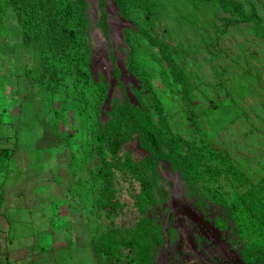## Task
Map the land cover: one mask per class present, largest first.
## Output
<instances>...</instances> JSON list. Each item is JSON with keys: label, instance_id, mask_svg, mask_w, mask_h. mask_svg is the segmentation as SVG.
Instances as JSON below:
<instances>
[{"label": "rangeland", "instance_id": "1", "mask_svg": "<svg viewBox=\"0 0 264 264\" xmlns=\"http://www.w3.org/2000/svg\"><path fill=\"white\" fill-rule=\"evenodd\" d=\"M86 1L82 43L95 91L67 59L24 42L15 13L0 3V150L8 152L0 161V264H104L93 241L111 222L121 237L143 240L142 264H162L171 211L169 223L176 216L181 226L180 206L204 197L225 209L226 201L264 184V38L253 25L226 27L232 16L212 6L195 21L189 0H157L158 13L138 25L113 0ZM232 2L255 11L264 26L263 0ZM162 42L171 46V61ZM116 102L182 140L179 165L158 164V199L147 211L139 205L140 180L123 165L148 155L140 133L116 160L107 152L120 161L114 186L122 208L97 205L96 150L106 148ZM192 150L198 177L187 167ZM147 214L161 239L150 229L137 234ZM242 240L247 246L249 237ZM136 256L122 249L116 264H135Z\"/></svg>", "mask_w": 264, "mask_h": 264}, {"label": "trees", "instance_id": "2", "mask_svg": "<svg viewBox=\"0 0 264 264\" xmlns=\"http://www.w3.org/2000/svg\"><path fill=\"white\" fill-rule=\"evenodd\" d=\"M189 1L193 4L192 15L195 21L202 19L199 12L201 8L212 6L232 16L226 19V27L250 23L255 32L264 38V26L253 10L246 11L242 5L233 3L232 0ZM113 2L123 16L133 19L138 25L158 13L157 0H113ZM0 3L6 8H11L15 13L24 42L44 46L55 56L67 59L80 71L87 88L90 90L93 86L95 91L96 84L91 81L89 63L82 43V35L89 25L86 0H0ZM141 27L144 31L143 25ZM145 35L149 34L145 33ZM149 38L156 39L151 38V35ZM153 42L156 41L153 40ZM162 43L166 48L164 55L171 61V46L169 43ZM177 68L175 74L180 81H183L186 75L182 68ZM99 90L104 92L105 88L101 87ZM154 99H156V108L160 109L159 100L155 96ZM136 133H140V145L148 152V155L140 162L128 161L123 165L127 164L141 182L142 193L139 205L143 211H147L149 205L156 203L158 199L156 192L159 181L158 164L166 160L179 165L178 159L182 155L181 138L164 131L154 120L130 106L128 102H116L112 118L106 127V148L98 146L96 150L101 163L97 174L102 186V199L97 205L102 209L116 212L122 208V204L116 197L114 186V169L120 161L114 160L122 144ZM107 152L111 153L114 160L108 157ZM192 155L195 157H191ZM7 157V150H0V161H4ZM188 159V169L198 177L195 166L191 162L198 159L194 150L190 152ZM225 205L226 214L234 221L239 235L242 237V234H245L249 237V242L247 246L245 245V252H249V259L261 263L264 259V184H257L237 195L234 201H226ZM141 225L137 234H145L146 229H150L158 240L162 238L159 224L155 223L149 214L144 217ZM93 246L100 254L99 259H104V264L120 263L122 249L136 253L135 264H142L143 240L139 235L121 237V232L114 222H111L110 227L93 241Z\"/></svg>", "mask_w": 264, "mask_h": 264}, {"label": "flooded vegetation", "instance_id": "3", "mask_svg": "<svg viewBox=\"0 0 264 264\" xmlns=\"http://www.w3.org/2000/svg\"><path fill=\"white\" fill-rule=\"evenodd\" d=\"M202 198L179 207L181 226L174 223L176 216L169 223L175 212L169 213L166 221L170 236L159 252L162 264H263L249 259L242 237L225 209Z\"/></svg>", "mask_w": 264, "mask_h": 264}]
</instances>
